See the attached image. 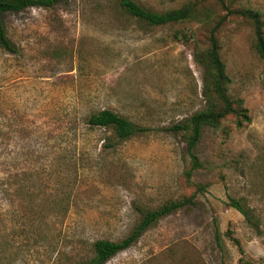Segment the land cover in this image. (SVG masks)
<instances>
[{
	"label": "rangeland",
	"instance_id": "obj_1",
	"mask_svg": "<svg viewBox=\"0 0 264 264\" xmlns=\"http://www.w3.org/2000/svg\"><path fill=\"white\" fill-rule=\"evenodd\" d=\"M162 11L189 0H134ZM196 17L149 25L120 0H57L2 15L15 52L0 48V264H79L98 238L120 241L140 209L195 193L105 264H264V61L251 21L216 0ZM231 8L264 13V0ZM216 30L250 120L204 127L188 156L169 127L204 104L195 52ZM109 108L144 130L108 146L86 115ZM203 184L202 190H196ZM240 201L248 217L231 205Z\"/></svg>",
	"mask_w": 264,
	"mask_h": 264
},
{
	"label": "trees",
	"instance_id": "obj_2",
	"mask_svg": "<svg viewBox=\"0 0 264 264\" xmlns=\"http://www.w3.org/2000/svg\"><path fill=\"white\" fill-rule=\"evenodd\" d=\"M57 0H0V48L15 52L12 41L8 38L2 15L7 11H20L27 7H50ZM227 12L241 15L249 19L253 28V48L264 61V13L255 9L231 8L232 0H216ZM120 5L131 16H134L149 25H164L178 21H185L196 17L198 2L189 0L179 7L156 11L147 8L134 0H120ZM221 19L215 22L207 31L205 47L195 52V59L202 67V95L204 104L190 116L174 122L169 129L181 133L185 142V150L188 156V166L183 174L190 183L192 172L202 166L195 154V146L200 138L202 129L206 126L217 128L221 122L229 118L236 127H242L250 120L248 110L240 97H232L228 90L230 77L226 71V65L220 54V44L216 36V30ZM89 127L104 128L111 133L108 146L125 141L144 129L137 126L128 117L119 114L109 108H102L89 112L85 117ZM196 190H202L205 185L197 184ZM195 193L183 196L179 199H171L155 208L140 209L141 217L133 226L130 233L120 241L107 238H98L92 242L91 256L79 264H105L112 256L121 250L128 248L138 236L149 226L157 223L163 216L175 212L189 204H194ZM231 205L248 217V208L240 201L232 200Z\"/></svg>",
	"mask_w": 264,
	"mask_h": 264
}]
</instances>
